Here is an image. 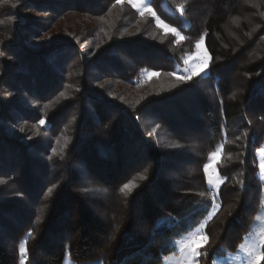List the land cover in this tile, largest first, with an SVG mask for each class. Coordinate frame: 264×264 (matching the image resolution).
<instances>
[{
    "label": "trees",
    "instance_id": "obj_1",
    "mask_svg": "<svg viewBox=\"0 0 264 264\" xmlns=\"http://www.w3.org/2000/svg\"><path fill=\"white\" fill-rule=\"evenodd\" d=\"M243 2L152 0L187 37L179 44L126 1L17 0L0 9L9 22L0 24V264H19L23 239L27 264H63L66 250L76 262L160 264L211 210L203 165L220 143L217 169L227 180L205 228L209 255L201 264L238 249L264 188V8L250 11ZM176 4H185L183 15ZM70 12L88 16L105 36L56 27ZM249 13L256 16L250 24ZM205 32L209 72L191 80L167 75ZM68 85L75 91L46 114L49 98ZM22 120L40 124L36 139L15 129ZM62 132L69 142L55 154ZM130 180L139 186L125 196L119 188ZM217 249L224 251L213 255Z\"/></svg>",
    "mask_w": 264,
    "mask_h": 264
},
{
    "label": "snow or ice",
    "instance_id": "obj_2",
    "mask_svg": "<svg viewBox=\"0 0 264 264\" xmlns=\"http://www.w3.org/2000/svg\"><path fill=\"white\" fill-rule=\"evenodd\" d=\"M124 0H117V3H123ZM128 2L131 4L133 8H135L140 16H144L147 12L149 15H151L156 22L157 27H163L165 30L170 31L173 36L176 37L175 43L179 44L181 41L187 39V37L183 36L181 31L178 30L175 27L170 26L169 24H166L164 20L161 19L159 15L156 14V12L151 8V2L152 0H128ZM187 0H185V3ZM247 2V0H246ZM13 7H16L15 4L12 5ZM115 6V5H113ZM175 10L180 11L183 15V12L185 10V4H176ZM261 15H264V13H261ZM101 20H103V17H100ZM238 18H234L233 22L236 23ZM5 23V21L0 20V24ZM207 33L201 34L200 38L196 41L195 47L197 50L201 49L202 47V41L204 39V36ZM264 39V37H262ZM181 59L184 61V63L187 65V67L184 69V72L186 73V80H191L194 76L200 75L201 72L205 71V69L208 67V57L207 54L203 57H197V60H193L190 62V57L185 56L181 57ZM145 71V70H141ZM151 75H155V73H151ZM167 75L172 76L175 75V73L169 72ZM65 95L64 93H61V96ZM41 124L44 123L43 120L40 121ZM251 123V121H249ZM159 125L154 127L152 131L149 133V135H152L157 131V128ZM24 129L21 128V131ZM247 136V133H245ZM169 147H178L176 144H171ZM224 149V144L220 143L216 146L215 151H211L208 153V160L209 163H206L203 165L204 173L207 178V183L209 187L213 190L212 195V203H211V210L207 211V216L205 220L199 224V227L195 228L190 232V234L187 237H184L178 241H173L172 244L174 247L178 248V251L180 253L176 264H201V258H207L209 253L202 249L205 245H207L210 241V237L207 235L205 228L209 221L213 219V217L217 214V212L221 208V203L217 201L216 197L219 195V190L221 185L225 183L227 180L226 176L220 175L219 171L215 168V164L217 162V158L222 154ZM259 152H264V148L258 149ZM213 168V173L210 174L208 172L209 167ZM260 172L258 174V178L261 180V182H264V162H261L259 164ZM147 170H145L146 173ZM140 180L147 179L146 174L142 173L139 175ZM0 183H4L3 180H0ZM238 183L243 186L244 181L240 180ZM139 185L134 181L130 180L127 183L123 184L119 188V192L122 193L125 196L130 195L135 188H137ZM49 188L47 190L46 195L50 196L53 192V188ZM81 192H96L101 193L103 190L98 187H85L80 189ZM199 195L201 197L205 196L204 192H200ZM260 206L264 208V197L260 199ZM43 211V210H41ZM231 215V213H229ZM42 219V216H37L36 221L37 223L40 222ZM256 220L264 221V215H256ZM118 230V229H117ZM253 232L255 233L253 235ZM29 237L33 235L31 231L27 234ZM27 241H23L20 243L18 251L20 254V260L19 264H26V262L29 260L28 256V249L26 247ZM238 252L243 253V256L236 255L235 259L241 261V264H264V224L259 229H253L252 232H249L248 235H246L243 238V242L239 243ZM224 251L223 249H217L213 255ZM67 254V250H66ZM232 253L228 252V256L232 257ZM166 262V258H165ZM212 264H216V261L213 260Z\"/></svg>",
    "mask_w": 264,
    "mask_h": 264
},
{
    "label": "rangeland",
    "instance_id": "obj_3",
    "mask_svg": "<svg viewBox=\"0 0 264 264\" xmlns=\"http://www.w3.org/2000/svg\"><path fill=\"white\" fill-rule=\"evenodd\" d=\"M16 1L17 0H10L7 3H3L2 5H0V9H2V10L10 9V7H12V5L16 3ZM125 1L128 2V0H124V2ZM243 3H244V7H250V6L253 7V9H251L250 11H259V8H261L260 7L261 5H262V9L264 8V3L260 2V0H247V2H246V0H244ZM150 6L154 10L152 5H150ZM38 14L39 15H45L46 13H42L41 14V12H38ZM156 14H157V12H156ZM145 15H149V14L146 12ZM254 17H256L255 14H250V13L248 14L247 21L249 22V24L252 22L251 18H254ZM3 21H5V25L9 26L8 25L9 22H7L6 20H3ZM14 21L15 20L12 19L10 21V23H13ZM49 22H52V19ZM239 22H240V20H237V22L234 23V24L239 25L238 24ZM95 25H96L95 21H92L90 18H88V16L70 12L65 17H63V18H61L59 20V22L56 24V27L59 26L58 28L59 29H63V30L64 29L65 30H69L68 28H71V29L74 30L76 27H79V28L85 30V33H86V31H88L90 33V35H92V36L96 35L97 38L104 37L105 34H106V31L105 30H101L100 31L98 29H95ZM230 25H233V23H230ZM0 27H3V25H0ZM88 28H90V30H88ZM91 29H94V30H91ZM163 30L166 31V32H170V31L165 30L164 28H163ZM53 32L45 34L44 37H47L50 34L52 35ZM2 39H5V36L3 34H0V40H2ZM201 43H202L201 49L197 50V48L195 47V50L193 52L186 53V54L183 55V57H185V56L190 57V62H191L193 60H197V57H203L205 55V53H206L207 57H208V67L205 69V71L200 73V75L203 76V75H206L209 72V64H210V58L211 57H210V54H209V52H208V50L206 48L205 37H204V39H203V41ZM7 59H10V58L7 57ZM186 67H187V65L182 60V64L176 65L175 76L185 79L186 73L184 72V69ZM151 73H155V75H151ZM146 76L148 78H153V77L158 76V74L156 72H149V73L146 74ZM74 91H75L74 90V86H69L68 85L67 89L63 92L65 95L57 96L56 99L50 100L54 96V94H53V96L51 98H49L48 102H46L45 108H44L45 109L44 112H46V114H51L52 112H54L56 110V108H58V106L60 105L59 104L60 101H61L60 98L61 97H68L70 95V93L72 94ZM28 103L29 104L33 103L34 105H37L39 103V100L38 99H34V100L33 99H29ZM24 121L25 120H22V123L19 124V125L18 124L14 125L15 129H18L19 133H23L26 139H30V140L36 139L38 137V135H40L39 132H38V130H39L38 126L40 124L38 122H34V120L33 121L32 120H28V121L26 120L25 122ZM67 124L65 126H67ZM21 128H23L24 130L21 131ZM52 136H53V134H52ZM59 136H60V138L57 140L58 141L57 146L51 142V144L55 145V154L59 153V151H61L63 149V147L66 145V143L69 142L68 136L65 135V132L60 133ZM53 140H54V138H53ZM262 148H264V144L262 145V147L260 149H262ZM222 156H223V152L217 158V162L215 164V168L216 169H217V164L222 159ZM261 162H264V152H259L258 151V167H259V164ZM207 163H209V160H208ZM208 172L210 174H214L213 173V168L211 166L209 167ZM259 172H260V169H259ZM212 195H213V190L209 187V196H210L211 199H212ZM263 197H264V188H263ZM216 199H217V197H216ZM257 215H264V208L261 207V209H260V211L258 212ZM262 224H264V221H260V220H256L255 219V221L252 224L249 232H252L253 229H259L262 226ZM249 232H248V234H249ZM254 234L255 233L253 232V235ZM23 241H25V239H23L21 242H23ZM231 253L233 254L232 257H229L228 253H226L225 255H222V256H217L215 258L216 264H241V261L235 259V256L236 255L243 256V253H239L238 249L236 251H234V252H231ZM179 255H180L179 251L177 253H175V254L169 255V256L165 257L166 258V262H165V258H164L163 262H161L160 264H176ZM63 264H103V261L102 260H93V261H89V262H76L71 257V255L67 252V254L65 255Z\"/></svg>",
    "mask_w": 264,
    "mask_h": 264
}]
</instances>
